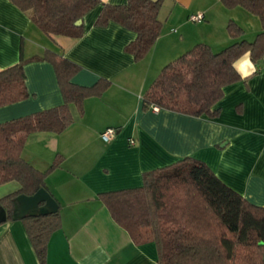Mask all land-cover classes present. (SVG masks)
I'll list each match as a JSON object with an SVG mask.
<instances>
[{
    "label": "crops",
    "instance_id": "crops-1",
    "mask_svg": "<svg viewBox=\"0 0 264 264\" xmlns=\"http://www.w3.org/2000/svg\"><path fill=\"white\" fill-rule=\"evenodd\" d=\"M100 6L81 18V36H49L13 0H0V69L26 58L29 92L24 99L0 106V122L62 103L51 62L31 58L46 48L79 65L73 82L91 85L108 79L99 95L82 100L81 112L70 104L73 120L68 126L59 132L33 131L23 145L22 156L41 170L58 154L63 156L45 178L61 216V226L49 236L45 264H159L155 243L133 242L97 195L141 185L145 171L192 156L246 199L264 206V57L252 77L223 87L215 116L143 107L145 90L167 62L197 42L212 49L229 44V19L252 39L260 20L220 0H163L161 32L136 59L125 49L135 32L115 20L96 23ZM194 12H202L203 18L190 20ZM107 127L114 133L106 141L100 133ZM5 184L0 197L19 187L15 180L0 186ZM0 264H40L20 219L0 222Z\"/></svg>",
    "mask_w": 264,
    "mask_h": 264
},
{
    "label": "trees",
    "instance_id": "trees-1",
    "mask_svg": "<svg viewBox=\"0 0 264 264\" xmlns=\"http://www.w3.org/2000/svg\"><path fill=\"white\" fill-rule=\"evenodd\" d=\"M232 8L240 6L258 16L260 29L249 40L244 29L229 19L226 30L232 41L215 51L208 43L197 42L167 62L143 94V107L157 106L191 115L215 116V104L223 87L240 78L232 62L251 50L259 64L264 57V0H220ZM43 33L79 37L82 23L77 19L101 4L96 23L115 20L133 30L135 37L125 45L134 58H142L161 32L159 11L163 0H13ZM53 65L62 103L0 122V184L9 180L19 187L0 197L6 220H12L15 196L32 194L46 187L47 174L59 166L58 154L46 169H39L22 156L29 133L59 132L73 115L70 104L82 111V100L99 95L109 80L99 78L91 85L72 81L79 65L63 54L46 48L41 55ZM26 58L0 69V106L26 98ZM112 218L135 243L153 241L159 264H264V206L246 199L229 186L202 160L183 156L176 161L143 173L142 184L98 193ZM22 221L40 264H45L47 242L61 226L59 207L55 212L33 211ZM5 220V221H6ZM262 241V243H260Z\"/></svg>",
    "mask_w": 264,
    "mask_h": 264
},
{
    "label": "water",
    "instance_id": "water-1",
    "mask_svg": "<svg viewBox=\"0 0 264 264\" xmlns=\"http://www.w3.org/2000/svg\"><path fill=\"white\" fill-rule=\"evenodd\" d=\"M76 24L81 23L77 19ZM59 203L48 189L41 187L32 194L19 193L15 196V206L12 211V218L18 219L30 214L33 211L55 212L58 210ZM6 210L0 205V222L6 220ZM262 243V241H260Z\"/></svg>",
    "mask_w": 264,
    "mask_h": 264
},
{
    "label": "clouds",
    "instance_id": "clouds-1",
    "mask_svg": "<svg viewBox=\"0 0 264 264\" xmlns=\"http://www.w3.org/2000/svg\"><path fill=\"white\" fill-rule=\"evenodd\" d=\"M232 68L237 72L242 80L249 79L257 71L252 60L251 50L243 52L232 62Z\"/></svg>",
    "mask_w": 264,
    "mask_h": 264
},
{
    "label": "built area",
    "instance_id": "built-area-1",
    "mask_svg": "<svg viewBox=\"0 0 264 264\" xmlns=\"http://www.w3.org/2000/svg\"><path fill=\"white\" fill-rule=\"evenodd\" d=\"M202 18H203L202 12H194V13L189 14V19L193 20V21H198V20H201ZM152 108L153 109L157 108V106H152ZM113 133H114V128L113 127H107L103 131H101L100 135H101L103 140L107 141L110 139V137L112 136ZM129 142L133 143L134 140L130 139Z\"/></svg>",
    "mask_w": 264,
    "mask_h": 264
},
{
    "label": "rangeland",
    "instance_id": "rangeland-1",
    "mask_svg": "<svg viewBox=\"0 0 264 264\" xmlns=\"http://www.w3.org/2000/svg\"><path fill=\"white\" fill-rule=\"evenodd\" d=\"M252 38H253V37H252ZM249 40H251V39H249ZM213 50L217 51V50H219V49H213ZM7 185H9V184H5V185L0 186V187H8ZM0 189H3V188H0ZM11 191H12V189H7V192H5V194H7V193H9V192H11Z\"/></svg>",
    "mask_w": 264,
    "mask_h": 264
}]
</instances>
